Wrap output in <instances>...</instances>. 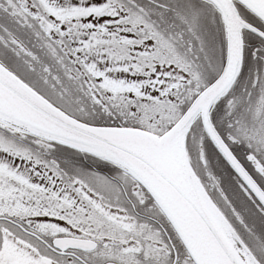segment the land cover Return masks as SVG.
Returning <instances> with one entry per match:
<instances>
[{
	"label": "snow or ice",
	"instance_id": "snow-or-ice-1",
	"mask_svg": "<svg viewBox=\"0 0 264 264\" xmlns=\"http://www.w3.org/2000/svg\"><path fill=\"white\" fill-rule=\"evenodd\" d=\"M0 264H264V0H0Z\"/></svg>",
	"mask_w": 264,
	"mask_h": 264
}]
</instances>
